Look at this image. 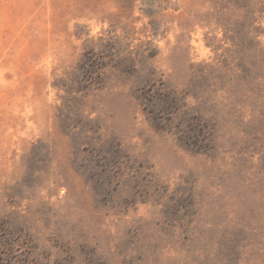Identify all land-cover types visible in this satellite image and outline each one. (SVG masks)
Here are the masks:
<instances>
[{"label":"rangeland","instance_id":"obj_1","mask_svg":"<svg viewBox=\"0 0 264 264\" xmlns=\"http://www.w3.org/2000/svg\"><path fill=\"white\" fill-rule=\"evenodd\" d=\"M0 264H264V0H0Z\"/></svg>","mask_w":264,"mask_h":264}]
</instances>
